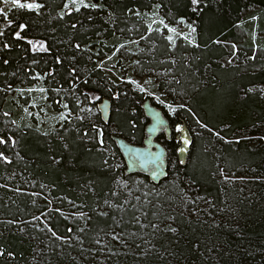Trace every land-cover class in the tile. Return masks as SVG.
<instances>
[{"label": "trees", "instance_id": "trees-1", "mask_svg": "<svg viewBox=\"0 0 264 264\" xmlns=\"http://www.w3.org/2000/svg\"><path fill=\"white\" fill-rule=\"evenodd\" d=\"M33 1L0 12V264H264V0ZM163 23L189 30L169 38ZM121 55L175 111L99 64ZM34 90L97 110L44 128ZM146 98L170 127L158 182L126 172L114 140L142 143ZM186 193L197 216L171 207Z\"/></svg>", "mask_w": 264, "mask_h": 264}, {"label": "rangeland", "instance_id": "rangeland-1", "mask_svg": "<svg viewBox=\"0 0 264 264\" xmlns=\"http://www.w3.org/2000/svg\"><path fill=\"white\" fill-rule=\"evenodd\" d=\"M84 1V0H83ZM20 2L22 4H36L35 1L33 0H20ZM80 0H76L75 4H79ZM70 4V3H69ZM13 4L10 2V0H0V10H3L2 12H6L8 10V8H10ZM149 17L150 19H154V20H158V13L156 14V12L154 11H150L149 12ZM153 20V21H154ZM162 22V21H161ZM167 29V34L169 38H172L175 34H184L185 30H189V26L185 25L184 23L182 24H178V25H166L165 23H163ZM175 31H172V30ZM125 55H121L118 58L115 59H107L108 64L106 63V61L100 60L99 64L104 67L105 69H109L111 70L113 73L117 74L115 69L116 68H121V72L122 73H118V75L123 74V78H126L127 80H129L134 88H137L138 90L143 91L144 93H148L154 96V100L155 102H157V104H162L165 103L169 106V112L172 113L174 107L177 104H169L167 102H164V99L161 96V93L159 92H155L154 88H155V82H154V78L153 76L148 75L145 71L142 72V70L140 68H138V64L133 65V67H131L130 65L127 66V64L125 63ZM106 60V59H104ZM125 64V65H124ZM115 68V69H114ZM37 89V88H35ZM36 94H31V97H36V99L38 100V102L40 103V105L35 109V111L33 112V115L35 116L34 120H37V122H41L43 127H50V128H54L56 126H58L59 124H61L63 121H70L72 118H83V117H87L88 119H92V113H94V111L97 110V107H93L91 104H85L83 102H81V100H79L78 98H76L75 100V105L74 108L73 106L70 104V102L68 100H64L61 102H58L57 105H49L46 104L44 101L46 102V99H44L43 95L41 94L40 90H34ZM78 99V100H77ZM31 102V101H30ZM56 102V99H55ZM36 103V102H35ZM65 105H67V107H65ZM31 105L28 104V106L26 107H30ZM76 106V108H75ZM79 106V107H78ZM147 122L149 121V118H147ZM98 127V125H96ZM99 128V127H98ZM161 132H164V130H161L159 132V134ZM101 133V131L99 132ZM158 134V135H159ZM100 135V134H99ZM156 140L160 141L158 136L156 137ZM172 167H174V165L172 164ZM171 177H175V175L171 176ZM244 177L241 176L239 177V179H243ZM173 180H175V178H173ZM126 182L121 180L119 182L120 186H123ZM187 188V187H186ZM185 189V191H187ZM191 188V187H189ZM161 192V190H160ZM185 198L182 201V205H178V206H171L172 209L176 210L177 208L186 212L187 214L192 213L193 215L197 216L198 212L197 209L195 208V201H193L194 196L192 195H187L184 194ZM181 207V208H180ZM202 208H206L207 207H202ZM201 208V209H202ZM65 213H68L71 215V222L76 221V223H80L82 221V216L83 213L81 211L77 212V211H64ZM64 215V214H63ZM65 217H67L66 215H64ZM33 220H40V223L44 222V213L43 212H39L37 215H35L33 218H31ZM24 222H28V221H18V224L20 225L19 230L20 231H26V235L30 236L32 239H38V238H49L47 235H45L44 231H35V234L30 233L29 230V223H27L25 226V224H23ZM30 226H34L33 223H30ZM35 227L42 228L41 225H36ZM28 230V232H27ZM37 232V233H36ZM37 255H33L31 257V259H35L37 258Z\"/></svg>", "mask_w": 264, "mask_h": 264}, {"label": "water", "instance_id": "water-1", "mask_svg": "<svg viewBox=\"0 0 264 264\" xmlns=\"http://www.w3.org/2000/svg\"><path fill=\"white\" fill-rule=\"evenodd\" d=\"M141 106L145 116L149 118V121L145 125V136L142 143H133L117 135L114 136V140L123 156L126 172L139 171L147 174L150 180L158 182L166 174L167 150L163 143L156 140V137L161 130H164L169 135V122L162 110L151 103L149 98H146ZM98 109L102 120L107 122L110 112L109 98H102L98 102ZM179 129H182L180 131L181 142L179 152L181 154V161L183 162L188 149V145L184 144V140L190 141L191 136L184 123L180 124ZM182 148L185 151L181 152L180 149Z\"/></svg>", "mask_w": 264, "mask_h": 264}, {"label": "snow or ice", "instance_id": "snow-or-ice-1", "mask_svg": "<svg viewBox=\"0 0 264 264\" xmlns=\"http://www.w3.org/2000/svg\"><path fill=\"white\" fill-rule=\"evenodd\" d=\"M10 2L13 4V5H15V6H18V7H21V8H29V9H33V8H38V7H40V5H38V4H22L21 2H20V0H10ZM70 2H72V3H75L76 2V0H70ZM80 3L84 6V7H98V5H88V4H84V2H83V0H80ZM192 3L194 4V5H199V3H200V0H192ZM78 10V9H77ZM3 10H0V12H2ZM24 25H21L20 26V28H21V31H23V29H24ZM73 27H75V25H73ZM172 31H175L174 29L172 30ZM193 31H195V29H193ZM0 35H2V33H0ZM16 36L19 38V36H20V33L19 32H17L16 33ZM43 47V46H42ZM77 47H79V46H77ZM58 62H59V58H58ZM65 107H67V105H65ZM181 107H184L183 105H181ZM173 111H175V109H173ZM203 127H207L206 125H202ZM178 131H182V129H177ZM218 135V134H217ZM0 143H5V141L3 140V139H0ZM184 144L187 146L188 144H189V141L187 140V139H185L184 140ZM180 151L181 152H183V151H185V149L184 148H182V149H180ZM0 156H2V154H0ZM171 231H173V232H175L176 231V229H170ZM3 253L2 252H0V255H2Z\"/></svg>", "mask_w": 264, "mask_h": 264}]
</instances>
